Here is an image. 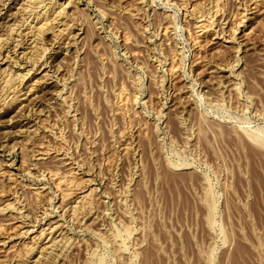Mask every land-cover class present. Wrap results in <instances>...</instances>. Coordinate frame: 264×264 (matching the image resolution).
<instances>
[{
	"label": "rangeland",
	"instance_id": "rangeland-1",
	"mask_svg": "<svg viewBox=\"0 0 264 264\" xmlns=\"http://www.w3.org/2000/svg\"><path fill=\"white\" fill-rule=\"evenodd\" d=\"M39 1L0 0V264H264V0H53L32 50Z\"/></svg>",
	"mask_w": 264,
	"mask_h": 264
},
{
	"label": "bare ground",
	"instance_id": "bare-ground-1",
	"mask_svg": "<svg viewBox=\"0 0 264 264\" xmlns=\"http://www.w3.org/2000/svg\"><path fill=\"white\" fill-rule=\"evenodd\" d=\"M41 1V0H40ZM39 1V2H40ZM44 1V0H43ZM52 2H53V0H52ZM42 3V2H41ZM41 3H40V5H41ZM58 4V3H57ZM63 4V3H62ZM52 6H54L53 8H52V10L49 12V13H46V15L44 16V17H41L42 16V14L41 15H39V17H37V20L36 21H34V25H30V28L32 29L31 30V32H33V33H30V34H33V37H31V39L33 38V40H34V38H35V40H34V42L35 43H33V41H32V44H34L35 46H34V48L33 47H31V49L32 50H34V49H36L35 47H37L38 45H39V47H42L41 45V42H43L42 41V36H43V34L47 31H49V30H47L49 27H51L55 22H57V19L59 20V17H60V15H61V17H62V15H63V12H64V8L63 9H61L62 8V6L60 7V9H58V11H57V9L56 10H54V8H55V3L53 2L52 3ZM43 7V6H42ZM46 7H48V6H46ZM50 7V6H49ZM65 7V6H64ZM66 7H68V6H66ZM28 8V7H27ZM51 9V8H50ZM25 10V9H24ZM49 10V9H48ZM22 11V10H21ZM26 11V10H25ZM66 11V10H65ZM48 12V11H47ZM9 14V13H8ZM10 15V14H9ZM67 15V14H66ZM25 16V15H24ZM65 16V15H64ZM34 17V16H33ZM24 19V18H23ZM30 20V19H29ZM28 20V21H29ZM28 21H27V23H28ZM62 21V20H61ZM26 23V24H27ZM7 24V23H6ZM59 24V23H58ZM198 26V25H197ZM58 27V26H57ZM67 27V26H66ZM209 27V26H208ZM16 28L17 27H15V30H16ZM27 28V27H26ZM52 28H53V26H52ZM18 29V28H17ZM9 30H12V29H9ZM202 30V29H201ZM22 30H20V28H19V34H20V32H21ZM53 31V30H52ZM12 32V31H11ZM14 33H15V31H13ZM13 32L11 33V35H13ZM18 32V31H17ZM16 32V33H17ZM26 32V31H25ZM66 32V31H65ZM201 32V31H200ZM22 33V32H21ZM10 34V33H9ZM17 35H18V33H17ZM23 36V35H22ZM8 37V36H7ZM21 37V36H20ZM44 37V36H43ZM10 38V37H9ZM8 38V39H9ZM12 38V37H11ZM10 38V39H11ZM13 38L15 39V37L13 36ZM54 38V37H53ZM14 39H11V40H13L14 41ZM16 39H19V38H16ZM16 39H15V41H16ZM74 40V39H73ZM7 41V40H6ZM8 41H10V40H8ZM7 41V42H8ZM17 42V41H16ZM21 42V41H20ZM12 43V42H11ZM44 43V42H43ZM1 44H2V41H1ZM4 44V43H3ZM2 44V45H3ZM6 44V43H5ZM17 44H18V42H17ZM28 44V43H27ZM31 44V45H32ZM45 44V43H44ZM75 44V43H74ZM1 46V45H0ZM22 46V45H21ZM18 47V46H17ZM38 47V48H39ZM11 48V47H10ZM1 49V48H0ZM28 49V48H27ZM38 50V49H37ZM41 50V48L38 50V51H40ZM45 50V49H44ZM12 51V50H11ZM36 51V50H35ZM37 51V52H38ZM43 51V50H42ZM26 52V51H25ZM34 52V51H33ZM45 52H46V50H45ZM16 53V52H15ZM35 53V52H34ZM4 54V53H3ZM29 54V53H28ZM30 54H31V51H30ZM65 54V53H64ZM33 55V54H32ZM38 55V53H36V55L34 54V56H37ZM34 56H32L33 58H35ZM12 58V57H11ZM31 58V57H30ZM37 58V57H36ZM41 58V57H40ZM13 60V59H12ZM34 60V59H33ZM4 61V60H3ZM41 61V60H40ZM32 62V61H31ZM35 62H38V61H36L35 60ZM14 64V63H13ZM20 64V63H19ZM15 66V65H14ZM20 67V66H19ZM22 74V73H21ZM28 74V73H27ZM47 74V73H46ZM3 75V74H2ZM20 75V74H19ZM18 75V76H19ZM48 75V74H47ZM4 78V77H3ZM16 78V77H15ZM21 78V77H20ZM51 78V77H50ZM22 79V78H21ZM6 81V80H5ZM1 82V81H0ZM16 83V82H15ZM3 84H5V83H3ZM7 84V83H6ZM18 85V84H17ZM34 85V84H33ZM36 85V84H35ZM13 86V85H12ZM16 86V85H15ZM31 87V86H30ZM30 89H32V88H30ZM20 92H21V90H20ZM27 94V93H26ZM33 97V96H32ZM58 99V98H57ZM64 100V99H63ZM28 101V100H27ZM28 104V103H27ZM21 110V109H20ZM4 113V112H3ZM19 118V117H18ZM12 121V120H11ZM9 124H10V122H9ZM15 133V132H14ZM18 134V133H17ZM213 207V206H212ZM76 209H78V208H76ZM14 228V227H13ZM53 229V228H52ZM43 236V235H42ZM51 240V239H50ZM51 246V245H50ZM35 250V249H34ZM42 252V251H41ZM47 259V258H46ZM41 260V259H40ZM34 261H37V260H34ZM34 261H33V263H34ZM38 262V261H37Z\"/></svg>",
	"mask_w": 264,
	"mask_h": 264
}]
</instances>
